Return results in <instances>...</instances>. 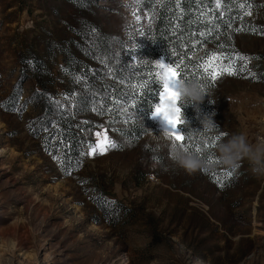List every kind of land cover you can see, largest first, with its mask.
<instances>
[{"label": "rangeland", "instance_id": "1", "mask_svg": "<svg viewBox=\"0 0 264 264\" xmlns=\"http://www.w3.org/2000/svg\"><path fill=\"white\" fill-rule=\"evenodd\" d=\"M253 3L246 27L258 32L235 36L247 70L211 91L220 140H264V0ZM147 17L136 0H0V264H264V177L246 161L220 180L188 173L158 121L131 141L124 122L92 111L76 115L81 156L63 153L49 119L52 101L74 112L65 59L76 31L98 21L138 38ZM104 131L119 147L89 155Z\"/></svg>", "mask_w": 264, "mask_h": 264}, {"label": "trees", "instance_id": "2", "mask_svg": "<svg viewBox=\"0 0 264 264\" xmlns=\"http://www.w3.org/2000/svg\"><path fill=\"white\" fill-rule=\"evenodd\" d=\"M253 2L220 0L217 8L213 0H202L199 4L193 0H179V4L173 0H141L139 5L147 13L148 23L140 28L141 35L138 38L127 35L126 40L121 35L104 31L98 21L84 20L76 31L77 37L72 40L78 55L70 52L65 59L69 65L66 71L68 85L73 88L69 94L74 99V112L64 102L52 101L56 105L54 109L50 104H45L46 112L47 108H52V112L48 110L56 116L55 119H49L50 123L62 128L63 153L73 154L76 160L83 153L85 133L80 131L76 115L87 111L124 122L119 130L131 141L157 130V124L152 121L150 114L152 104L159 102V92L162 90L153 63L161 57L168 63L181 61L186 66L185 78L204 82L210 98H206L201 109L206 114L216 115L211 96L215 81L202 75V70L197 71L196 66L212 52L236 56V34L243 31L258 32L256 28L252 31L251 27H246L247 15L244 13L249 3L252 7ZM216 24L220 25L218 32ZM209 28L213 29L211 34H208ZM238 28L244 30L236 31ZM220 44L225 47L220 48ZM181 107L191 128L202 131L203 126L195 107ZM215 115V122L219 126L217 135L210 138L206 145L212 159H216L215 144L222 137L221 125ZM150 125L151 129L148 128ZM179 130L183 135L189 128L181 125ZM226 171V167L217 164L213 171L206 174L212 180H220Z\"/></svg>", "mask_w": 264, "mask_h": 264}, {"label": "clouds", "instance_id": "3", "mask_svg": "<svg viewBox=\"0 0 264 264\" xmlns=\"http://www.w3.org/2000/svg\"><path fill=\"white\" fill-rule=\"evenodd\" d=\"M153 63L156 79L162 90L159 102L152 104L150 116L152 120L158 121L162 128L160 137L168 141L172 162L188 173H209L217 164L236 171L241 163L246 161L254 176L264 177V140L252 142L244 133H233L215 144L216 159L210 158L206 145L210 138L217 135L219 126L215 122L214 113L206 114L201 109L206 98H210L206 85L195 78L171 79L170 73L165 71L168 63L163 57ZM169 87L173 89L172 93L165 91ZM181 105L195 107L203 126L202 131L191 128ZM181 125L189 128V131L183 134V142L177 141L173 136V132H179Z\"/></svg>", "mask_w": 264, "mask_h": 264}, {"label": "snow or ice", "instance_id": "4", "mask_svg": "<svg viewBox=\"0 0 264 264\" xmlns=\"http://www.w3.org/2000/svg\"><path fill=\"white\" fill-rule=\"evenodd\" d=\"M173 2L179 4V0H173ZM194 3H201L202 0H193ZM213 2L216 4L217 8L220 6V0H213ZM136 3H141V0H136ZM240 7H243V3L240 4ZM246 15H251V4L249 3L248 9L245 11ZM242 18V17H241ZM139 19V17H137ZM151 22V21H149ZM210 24L213 23V21H209ZM227 24L228 27H231V24H228L227 21L224 22ZM220 25L216 24L215 28L218 32ZM212 28H209V33L211 34ZM244 29H236V31H243ZM252 31H255V29H251ZM203 35V34H202ZM220 48H224V44L219 45ZM228 61V63H224V61ZM247 60L248 58L237 54L236 56H229L224 53H215L212 52L209 54V56L199 65L196 66L197 71L202 70V75H204L206 78L210 79L211 81H215L218 77H221L223 75H238L244 71L247 70ZM237 61H244L245 63H242L237 67ZM165 71L167 73H170L171 79H178V78H185L187 76L186 66L182 64L181 61L174 60L173 63H168V67H166ZM156 75V74H155ZM171 83V80L169 81ZM165 91L172 93V88H167ZM161 94V91L159 92V95ZM179 111V109H178ZM175 127V125L173 126ZM97 140L95 144L89 145V155H103L107 151L111 149H115L119 147V145L114 142L107 134V131H104L103 133L97 132L95 133ZM173 136L177 141L183 142L184 141V135H182L180 132H173ZM215 178V177H214ZM219 182V181H218Z\"/></svg>", "mask_w": 264, "mask_h": 264}]
</instances>
